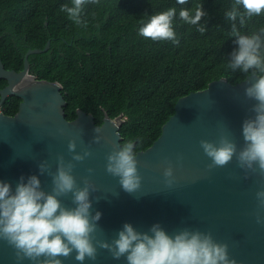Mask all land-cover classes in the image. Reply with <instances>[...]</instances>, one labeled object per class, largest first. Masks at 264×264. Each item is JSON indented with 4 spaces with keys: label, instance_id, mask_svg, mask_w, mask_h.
Listing matches in <instances>:
<instances>
[{
    "label": "water",
    "instance_id": "obj_1",
    "mask_svg": "<svg viewBox=\"0 0 264 264\" xmlns=\"http://www.w3.org/2000/svg\"><path fill=\"white\" fill-rule=\"evenodd\" d=\"M49 45L47 40L43 48L28 49L18 72L5 69L0 61V79L6 80V86L0 89V106L7 96L20 99L15 114L0 111V181L14 190L21 177L26 182L36 175L42 190L51 192L57 157L63 156L65 163L75 165L72 175L79 187L84 186L85 179L95 186V191H89V199L92 214L101 213L96 240L111 243L125 223L140 232L160 224L169 235L184 228L210 232L216 242L228 245L229 256L236 264H264V225L255 220L256 192L264 186V178L253 173L245 178L235 158L225 167L209 169L211 161L200 147L201 140L215 142L222 132L238 149L243 147L241 124L254 115L251 108L255 103L246 98L244 90L254 79L248 75L231 84L220 78L202 90L179 97L159 137L147 149L136 152L141 187L129 194L121 188L118 177L105 170L107 155L121 145L122 114L111 119L104 111L102 123L96 124L92 114L77 109L75 117L68 120L61 84L27 73L28 55L43 53ZM96 136L99 143L93 142ZM70 140L76 143V153L87 150L91 155L73 161L67 148ZM42 163L48 165L43 173L39 168ZM169 164L174 176L171 187L165 184L163 175ZM60 199L65 207H74L71 193ZM260 214L264 216V211ZM60 259L62 264H80L75 252ZM0 264L35 262L18 261L14 249L0 241ZM83 264L126 261L123 257L113 259L110 252L97 245L96 259H85Z\"/></svg>",
    "mask_w": 264,
    "mask_h": 264
},
{
    "label": "trees",
    "instance_id": "obj_2",
    "mask_svg": "<svg viewBox=\"0 0 264 264\" xmlns=\"http://www.w3.org/2000/svg\"><path fill=\"white\" fill-rule=\"evenodd\" d=\"M233 3L96 0L82 6L78 25L60 11L72 0H0V61L5 69L18 71L25 51L43 48L49 39L47 51L28 55L29 73L61 84L68 120L77 109L92 114L96 124L102 123L104 111L111 119L122 114L121 145L132 140L136 153L159 137L179 97L202 90L213 80L225 78L236 84L251 75L227 67L238 50L232 25L241 35L260 34L264 13L241 27L239 18L231 21L225 16ZM195 4L203 5L206 16L199 25L184 23L179 11L192 10ZM173 7L175 42H154L139 35L141 21ZM5 83L0 79V88ZM19 100L7 97L1 112L15 114Z\"/></svg>",
    "mask_w": 264,
    "mask_h": 264
},
{
    "label": "clouds",
    "instance_id": "obj_3",
    "mask_svg": "<svg viewBox=\"0 0 264 264\" xmlns=\"http://www.w3.org/2000/svg\"><path fill=\"white\" fill-rule=\"evenodd\" d=\"M96 0H72L71 6L62 5L60 11L67 14L76 24H81L80 13L86 3ZM188 0H176L179 5ZM239 9V10H238ZM242 9V11L240 10ZM194 13V14H193ZM264 13V0H234L231 10L226 12L228 20L239 18L241 27L246 20ZM176 9L152 15L146 22L141 21L139 35L152 41H176L173 20ZM206 16L202 4H195L192 10L181 9L179 18L186 24L199 25ZM205 31V27L198 29ZM261 34L241 35L235 23L231 35L236 37L237 49L232 53L231 70L240 69L251 73L254 82L244 90L246 98L255 101L251 111L253 116L241 124L243 147L221 133L215 142L201 140L200 147L210 159L209 169L225 167L235 158L237 167L247 173L258 174L264 178V54L261 52ZM100 137L93 142L99 143ZM73 161H83L91 153H76V143L70 140L67 145ZM134 143L128 140L118 146L106 157L105 170L118 177V182L126 193L134 194L141 187V176L137 168V155L133 151ZM181 159V157H178ZM75 165L65 163L63 156L57 157V168L52 175L51 192L41 188L36 175H31L25 182L21 177L15 189L0 181V241H5L15 251L18 261L28 259L35 264H62L60 257L67 258L75 252V260L83 264L85 259L95 260L97 245L111 253L113 259L122 257L126 264H236L230 258L228 245L216 242L210 232L184 228L169 235L160 224H153L147 232L137 231L131 224L125 223L111 243L95 239L101 213L91 212L89 191L95 186L88 180L79 187L72 175ZM43 173L48 165H39ZM89 173L92 169H88ZM165 184L174 183L173 169L169 164L163 172ZM71 193L74 207H65L61 199ZM257 224L264 225V186L256 192ZM95 240V243L93 241ZM43 257V260H41Z\"/></svg>",
    "mask_w": 264,
    "mask_h": 264
},
{
    "label": "flooded vegetation",
    "instance_id": "obj_4",
    "mask_svg": "<svg viewBox=\"0 0 264 264\" xmlns=\"http://www.w3.org/2000/svg\"><path fill=\"white\" fill-rule=\"evenodd\" d=\"M48 40H49V39H48ZM49 41H50V40H49ZM26 51H27V50H26ZM26 51H25V52H26ZM24 55H25V54H24ZM24 55H23V62H24ZM30 67H31V64L28 62V71H27L28 74H30V73H29V69H30ZM22 68H23V64H22V67H21L18 71H21ZM18 71H17V72H18ZM30 75H32V76L35 77L34 74H30ZM35 78H36V77H35ZM41 79L46 80V79H44V78H41ZM47 81H49V80H47ZM5 82H6V80H5ZM52 82H57V81H52ZM5 86H6V83H5V85H4L3 87H5ZM3 87H2V88H3ZM2 88H0V89H2ZM7 97H9V96H7ZM7 97H6V98H7ZM4 101H5V100H4ZM4 101H3V102H4ZM19 101H20V100H19ZM3 102H2V104H3ZM2 104H1V105H2Z\"/></svg>",
    "mask_w": 264,
    "mask_h": 264
},
{
    "label": "built area",
    "instance_id": "obj_5",
    "mask_svg": "<svg viewBox=\"0 0 264 264\" xmlns=\"http://www.w3.org/2000/svg\"><path fill=\"white\" fill-rule=\"evenodd\" d=\"M0 111H1V107H0Z\"/></svg>",
    "mask_w": 264,
    "mask_h": 264
}]
</instances>
